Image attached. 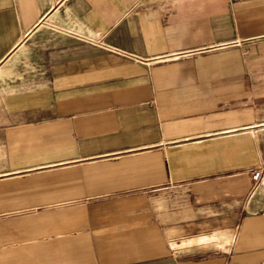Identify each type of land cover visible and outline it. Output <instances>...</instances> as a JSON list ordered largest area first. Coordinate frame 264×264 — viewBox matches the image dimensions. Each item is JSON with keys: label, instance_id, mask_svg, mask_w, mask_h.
I'll use <instances>...</instances> for the list:
<instances>
[{"label": "crops", "instance_id": "1", "mask_svg": "<svg viewBox=\"0 0 264 264\" xmlns=\"http://www.w3.org/2000/svg\"><path fill=\"white\" fill-rule=\"evenodd\" d=\"M0 264H264V0H0Z\"/></svg>", "mask_w": 264, "mask_h": 264}, {"label": "rangeland", "instance_id": "2", "mask_svg": "<svg viewBox=\"0 0 264 264\" xmlns=\"http://www.w3.org/2000/svg\"><path fill=\"white\" fill-rule=\"evenodd\" d=\"M46 211H48V210H46ZM54 226H55V224H52V223L46 225L47 231H46L45 236L81 234V233L71 232L69 227L68 228L64 227L63 230H61V229H56Z\"/></svg>", "mask_w": 264, "mask_h": 264}, {"label": "built area", "instance_id": "3", "mask_svg": "<svg viewBox=\"0 0 264 264\" xmlns=\"http://www.w3.org/2000/svg\"><path fill=\"white\" fill-rule=\"evenodd\" d=\"M251 175L253 179L256 180L260 176V171L258 169H254L252 170Z\"/></svg>", "mask_w": 264, "mask_h": 264}]
</instances>
